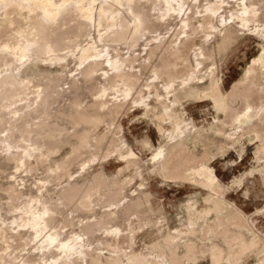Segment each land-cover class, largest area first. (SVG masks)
<instances>
[{
	"label": "bare ground",
	"instance_id": "obj_1",
	"mask_svg": "<svg viewBox=\"0 0 264 264\" xmlns=\"http://www.w3.org/2000/svg\"><path fill=\"white\" fill-rule=\"evenodd\" d=\"M233 2L238 4L237 8ZM263 6L256 0H0V37L2 34L17 33L12 36L14 42L7 39L0 42V105L14 95H26L10 104L5 103L3 110L6 108L7 112L4 111L5 117H1L0 122H9L13 128L19 126L18 132L28 131L29 135L39 132L47 135L55 131L56 121L50 115L44 116L34 127L30 125L25 129L23 126V129L21 123L35 113L44 115L51 101L64 97V93L52 87L53 80L63 76L69 65L67 55L70 52L60 53L63 50L60 47L63 27L72 21L86 27L92 26L94 33L90 32L88 43L81 48L77 57L80 65L87 63L77 73L80 78L72 76L70 87L74 88L75 99L76 93L82 89L79 81L89 86L100 70L103 83L96 89L97 95L91 103L79 109L71 100L67 105L68 110L58 111V116H65L70 123L85 124L92 129L104 117L117 116L128 103L133 90L138 88L137 96L133 94L132 103L141 106L146 114L152 113L158 118V129L168 138L167 143L158 146L150 157L153 171L163 177L200 185L207 190L203 205H186L188 222L183 227L164 232L161 222L159 225L152 222L150 226H156L161 240L150 245V250L144 254L146 256L137 255L133 249L131 241L134 237L130 232L134 231V227L129 228V232L114 227L109 230L108 236L115 247L100 248L101 255L93 257L90 255L91 243L83 235L77 233L67 239L55 225L61 208L51 206V199L57 197L62 205L79 198L78 203L75 202V211L93 212L99 202V198L93 199L94 189L107 183L113 188L112 191L107 189L113 198L123 185H127L125 183L142 176L141 157L123 142V146L115 151L125 165L112 177L101 170L90 177L79 175L81 179H70L60 190L52 185H38L35 194L26 193L21 185L23 183L8 184L10 186L5 189L9 198L6 209L12 208L15 213L9 220L0 199V264H78L81 258H85L86 264H186L198 254L208 256L211 264H237L248 252H256L259 255L258 264H264V234H260L255 219L250 220L251 217L248 218L243 210L227 203V188L210 163L208 156L211 154L207 155L205 151L206 154L199 156L191 149L197 140L210 139L206 134L211 129L214 134H222L223 138L226 136L232 144L253 135L260 142L257 157L264 158V48L253 57L244 77L237 81L230 93L223 90L216 61V56L223 54L245 27L247 31L250 29L264 38V24L259 21ZM15 13L23 16L29 24L26 30L14 27L17 22L13 15ZM118 43L127 45L126 54L121 52ZM133 48L134 51H131ZM53 63L61 65L63 71L57 74L43 71V65ZM147 70L152 72L150 80L142 82ZM42 77L48 79L43 89H36V93H32L34 97H30L32 91L25 93L31 85L36 86V81ZM120 84L123 86V89L120 88L123 97L110 93L113 97L110 99L109 90ZM199 97L212 100L225 119L216 118V124L211 122L213 125L209 129L188 122V117L183 116L186 111L181 106L185 100ZM112 99L114 102L110 103ZM239 102L240 105H237ZM227 126L232 128L230 132H227ZM118 129V126L108 122L106 130L97 136L93 145L100 148L102 144L110 143L118 134ZM23 136V142L14 140L13 134L0 139V158L15 162L16 172L22 166L26 171L47 161L48 150L42 148L38 140L26 134ZM74 137L76 144L71 151L90 143L87 133ZM218 140H215V147L221 143ZM217 151L219 154V148ZM77 155L54 161L56 166L51 167L53 173L49 178H63L66 171H70L67 165L74 158L77 159ZM85 162L88 160L81 163ZM261 167L264 172V163ZM125 170H129L130 174L122 179L119 174ZM262 177L264 179V174ZM143 184L141 181L138 185ZM107 185L104 187L107 188ZM41 190L42 193L37 194ZM132 208L140 214L151 216L160 210L154 206L151 194L140 187L132 202L119 210L110 208L105 214L114 216L113 220H116L118 213L123 214ZM101 223L96 219L85 226L94 232ZM125 243H130L132 249L127 251L125 245L124 250L121 244Z\"/></svg>",
	"mask_w": 264,
	"mask_h": 264
},
{
	"label": "rangeland",
	"instance_id": "obj_2",
	"mask_svg": "<svg viewBox=\"0 0 264 264\" xmlns=\"http://www.w3.org/2000/svg\"><path fill=\"white\" fill-rule=\"evenodd\" d=\"M256 1H258L260 5L264 4V0H256ZM234 4L235 7L237 8L238 4L236 3ZM13 15L17 19V22L14 24V27L21 31L26 30L29 24L26 23L23 16H19L16 13ZM259 16H260L259 21L262 22V24H264V6L260 10ZM252 23H250V27H252L251 26ZM170 28L172 27L170 26ZM243 29L239 31L238 37L236 38L235 41H233L230 44L229 47H227L225 52L219 56L218 55L216 56L218 73L222 78L221 79L222 87L225 93H227V91L229 93L232 91L237 81H239L244 77V74L246 73L248 67L250 66L253 57L259 55L264 48V38H262L260 35H257L254 31H251L250 29H248L249 31H247L246 27ZM62 30L64 32L62 35V42H61L62 45L60 47L61 50L62 49L63 50L60 51V53L64 54L70 52L67 55V63L69 65L65 69V73L63 76L55 78L53 80L52 87L57 89L59 92L64 93V97L62 98L60 97L56 101L54 100L55 102L51 101V103L47 105L46 107L47 111L46 113H44V115L41 116L39 113H35L32 116H30V119L25 121L26 123L25 122L21 123L22 127L24 126L25 129L27 128V126L29 127L30 125L31 127H34L35 124H39L42 121L44 116L48 117L50 115L52 116V118L54 117L56 121L54 125L56 126L54 129L55 131L52 130L53 132L52 133L50 132L47 135L44 133L41 134V132H39L40 134L32 133L31 135H29L28 131L18 132V130L20 129L19 126L18 127L14 126L13 128L11 126L13 124L9 122H6L4 120L0 122V139L8 138L9 135L13 134L14 140H20L23 142L25 138L23 134L24 135L26 134L30 136V138H34L35 140H38L42 144V148L48 150L47 161L43 164H40L39 166L38 165L35 166L31 170L27 169L25 171L24 169L25 166H22L20 171L16 172L15 162L13 161L9 162L4 159L1 160L0 158V169H1L0 199L2 200V203H4L3 204V207L5 206L4 209H6V204L9 198L5 189L14 182L16 184L23 183L21 185L24 186V191L26 193L35 194L38 185H46V184H47L46 186L52 185V187H55L57 190H60L62 186L63 187L66 186V184L68 183V181H70V179L73 178L81 179L82 176L79 177V175H84V177L85 176L90 177L91 175L98 173L101 170H104L109 177L110 176L112 177L114 174L117 175L119 168L123 167L125 163L121 160V158H119V156H117V152L115 150L120 148V146H123L122 144H124L123 142H125L126 145L129 144L128 146H131V148H133L141 157V161H143L141 163L142 172H143L142 176H137L132 182L125 183L127 185H123L124 188L122 186V188L120 189L121 191L117 192V194H115L113 198H111L109 195V191H112L111 189L113 188H111L112 186L109 187L107 183L101 184L98 187L99 189L98 188L94 189L92 192L94 194L93 199L99 198V202L95 206L96 209L93 212L75 211V202L77 204L79 198H75L77 200L73 199V201L69 204L61 203L62 205H60V201H57V197H55L56 199L55 198L54 199L52 198L53 200L51 199L52 205L50 202L49 205L51 206L55 205V207L57 206L58 209L61 208V210H59L60 214H58L57 216L58 221L56 219L57 223L56 222L54 223L55 225H57L59 230H62L63 236L66 235L65 237L67 239H70L72 236H74L77 233L83 235L86 241L91 243L90 250H92V252L90 255H92L93 257L95 256L97 257L101 255L102 251H100L101 250L100 248L107 246V248L113 249L115 247L113 246V241L108 236L109 230L114 227H120L123 230L125 229L126 232L127 231L129 232V228L134 227V231L130 232L132 238L134 237V239H132L131 241V244L133 243L132 244L133 249L135 250V253L137 255L146 256L144 254H146L150 250V245L154 243V241L156 242V240H161V234L157 231L156 226H150L152 222L154 221L158 223V225L160 224L159 222H161L160 226L163 227L164 232H166L167 230H173L175 228L183 227L188 222V212H187V208H185L186 205L189 204H195L196 206L203 205V203H205L204 198L207 195V190L201 187L200 185H196L188 182H180L176 179L163 177L160 173L153 171L150 157H152V153L156 150L158 146L167 143L166 141H168V138L166 134H163L158 129L159 128L157 125L159 124L158 118L154 117L152 113L146 114L145 110L142 109L141 106L139 107L137 104L132 103V97L134 96L133 94L136 93L138 94L137 92L138 88L133 90L132 94L128 97V103L122 108L121 112L118 113L117 116L114 115L112 117L111 116L104 117L103 121L99 123L96 127H93L92 129L89 128V126H86L85 124L75 125L72 122L70 123V121L67 118H65V116H58V113L63 109H64L63 111L68 110L67 105L70 104L72 101H74L75 107L79 109H82L86 105L91 103L97 95L96 89L100 87V85H102L103 83V77L101 76L102 70L98 71V74L91 81L89 86L82 83V81H79V86L82 85L80 86L82 87V89L78 91V93H76V98L74 99L73 95L75 91L73 87H70L71 78L73 75H76L77 78H80L81 76L78 75L77 73L87 63V62L83 63L82 64L83 66L80 65V61L77 58L78 53L81 50V48L88 43L90 39L88 36L90 32L94 33V28H92V26L86 27L84 25H79L78 23L72 21L70 25L64 26ZM13 34H17V33L13 32L12 34L11 33H7L4 35L2 34L0 37V42L2 41L4 42L6 39L11 40L10 42H14V38L12 39ZM95 34L97 33L95 32ZM154 34L156 33H153L152 35ZM7 37L8 38L10 37L11 39H8ZM63 44H65V46H63ZM117 46L121 48V52L123 54H126L128 52L127 45L118 43ZM137 48H139V46L135 47V49ZM132 50L134 51V48L131 49V51ZM73 54L76 55L74 56ZM219 58L220 60L218 61ZM138 63L139 62H137V64ZM46 70H49L53 74H57L62 72L63 68L61 65L57 63H53L47 66L43 65V71ZM147 71H146V75H144L142 78V82H146L150 80L149 75L151 76L152 72L150 70ZM44 79H46L47 81ZM46 82H48L47 78L44 77L39 78V81L38 80L36 81L37 85L36 86L31 85V88L28 90L29 92L27 91L25 93H30V91H32L30 97L31 96L34 97L35 95L33 96V94L36 93V89L37 90L39 88L43 89ZM40 83L42 84V86ZM121 86L122 84L117 85L114 89H110L108 94L110 93L112 95L117 94L120 98H122L123 94L120 88L123 89V86L122 87ZM111 94L108 95V97L111 96L110 99L113 98ZM137 94L135 96H137ZM23 96L25 97L26 95L24 93H22L20 96L14 95L13 97L8 98L4 103H2V105H0V107L2 106V111H0V113L3 114L0 116L1 120L2 118L5 117L4 111L7 112L6 108L5 110H3L5 103L10 104L11 102L15 101V99L19 100ZM23 102L25 101H22V103ZM113 102L114 99H112L110 103ZM237 105H240V102ZM181 108L185 109L186 112L184 113L183 116L186 118L188 117L187 118L188 122L192 121L198 127L199 126L201 128L204 127L203 129H209L213 124H216L215 123L217 122L216 118L218 117L221 119H223L224 117L225 119V115L222 112H218L216 110L212 100H205L204 98L201 97L185 100ZM57 116L59 119H57ZM108 122L113 123V126H118L119 132L117 135L114 136L113 140H111L110 143L106 142L102 144L101 147L99 146L100 148H98V146H95L93 144L96 142L97 136L99 134H102L106 130ZM226 129L227 132L228 131L230 132L231 131L230 129L232 128L230 126H227ZM208 132L209 131H207L206 135L209 136L210 139L204 138L201 141L197 140L198 142L196 141L195 145L194 144L191 145L192 151L199 156H202L203 153L206 154V152L208 153L207 155L211 154L210 156H208L210 158V163L214 167L215 172L220 178L222 184L225 186V188H227V192L225 193V196L227 198L226 199L227 203L231 204L232 206L235 205L239 209L243 210L248 218L251 217L250 220L254 218L255 223L259 227L260 234H264V179L262 177L264 172H262V167H261L264 163V158L257 157L256 151H258L257 147H259L258 145H260L259 140L252 135L250 137L244 138L240 143L232 144L230 143V141L226 139V136L225 138H223L224 136H222V134H220V136L219 134H214L212 133L211 129H210V133ZM84 133H87V135L89 136L90 143H88L87 146L80 147V149L78 148L77 150L71 151L74 145L76 144V139L74 136ZM161 134H162V138H161ZM216 135H218L219 138L218 136L216 137ZM117 138H121V139L118 140ZM218 139L220 140L221 143L218 144L217 147H215V145L217 144L215 140L217 141ZM206 140L208 141V143L211 144H208ZM210 140L212 142H209ZM202 141L204 142L202 143ZM222 142L224 143L222 144ZM213 143L214 146H212ZM143 145H145L144 148H142ZM210 145L212 147H210ZM217 148H219V154ZM76 152L79 155V156L77 155L78 158L77 159L74 158V161L71 163L72 165L70 164L67 165L68 167L66 166L67 170H70L71 172L66 171V173L63 175V178L60 177L57 180H53L52 178H49V175L53 173L52 168L56 166L55 163L56 160L60 161L66 157L68 158L70 156L73 157V155L75 156L77 154ZM48 156H50V159H48L49 158ZM51 159H55V160H51ZM83 160H88V162L84 163L86 164L85 167H83L84 164L81 163L83 162ZM20 163L23 164V162ZM259 169L261 170L259 171ZM10 174H12V176ZM129 174L130 171L125 170L119 175L123 179V177H126ZM43 181L45 184H43ZM141 181L144 183L143 186L138 185L141 183ZM239 181L241 182L240 184ZM30 185H32V188ZM104 185H107V188L106 186L104 187ZM137 187L138 188L141 187L143 191H147L151 194V199L154 203V206L160 208V210L156 214H154L153 216L142 213L140 214L133 208L127 210V212L123 214L118 213L119 215L116 216V220L115 218L113 220L114 216H109L105 214L106 210L110 208L114 207L116 208V210H119L123 208L125 205L132 202L134 195L138 191ZM135 188H136V192H134ZM104 192L106 193L108 192V194H105ZM38 193L41 194L42 190L40 192L38 191L37 194ZM29 196L30 195H28L26 198L28 199ZM109 197L111 198L112 202L109 200L110 199ZM3 200H5L6 202ZM7 209H6L7 212L6 210H4L3 212L5 213V216L6 217L8 216L7 218L10 220L15 212L12 211L13 210L12 208L9 210V207H7ZM96 219L101 220L102 222L98 226V228H96L94 232H91L89 229H86L85 226L86 223L93 222ZM161 219L165 221L163 222L161 221ZM32 244L33 243H31L28 246L30 247L32 246ZM131 244L127 243L126 245L125 243L121 245L124 246V250L127 249L128 251L132 249ZM125 245H126V249H125ZM128 245H130V248L128 247ZM93 253L95 255H93ZM196 258H193L194 259L192 260L193 262L191 261V259H189L186 264H211L210 258L208 256H203V255L199 256L198 254ZM84 259L85 258H81L78 264H86ZM258 262H259V255L256 254V252H248L245 254L244 259L238 261L237 264H258ZM102 263H104V261H102Z\"/></svg>",
	"mask_w": 264,
	"mask_h": 264
}]
</instances>
